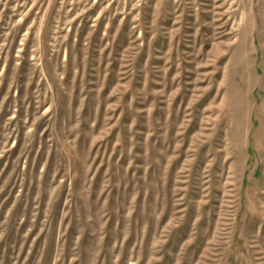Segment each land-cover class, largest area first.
Returning a JSON list of instances; mask_svg holds the SVG:
<instances>
[{"label":"rangeland","instance_id":"obj_1","mask_svg":"<svg viewBox=\"0 0 264 264\" xmlns=\"http://www.w3.org/2000/svg\"><path fill=\"white\" fill-rule=\"evenodd\" d=\"M0 264H264V0H0Z\"/></svg>","mask_w":264,"mask_h":264}]
</instances>
